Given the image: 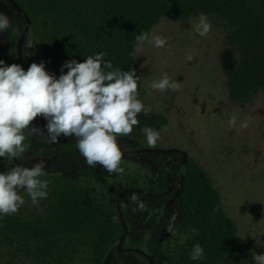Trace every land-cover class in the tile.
I'll list each match as a JSON object with an SVG mask.
<instances>
[{"label": "trees", "instance_id": "1", "mask_svg": "<svg viewBox=\"0 0 264 264\" xmlns=\"http://www.w3.org/2000/svg\"><path fill=\"white\" fill-rule=\"evenodd\" d=\"M14 1L30 19L36 54L28 67L43 61L57 79L66 61L84 62L98 53H105L111 70L129 71L137 35L150 33L163 17L185 21L204 13L223 21L226 39L237 53L226 73L228 98L244 102L264 89V0ZM137 119L139 125L124 137L140 146L147 144L144 128L159 131L167 123L163 115L152 112H142ZM46 123L42 117L33 121L39 128ZM24 135L27 142L28 130ZM47 182L46 198L33 204L29 196L27 210L23 204L17 213L0 215V264H104L117 250L113 201L95 209L65 177L52 173ZM180 200L190 232L160 249V264H255L254 253L240 245L234 222L219 207V193L210 177L192 159L185 163ZM102 228L108 231L101 232ZM196 244L203 248V256L192 260Z\"/></svg>", "mask_w": 264, "mask_h": 264}, {"label": "rangeland", "instance_id": "2", "mask_svg": "<svg viewBox=\"0 0 264 264\" xmlns=\"http://www.w3.org/2000/svg\"><path fill=\"white\" fill-rule=\"evenodd\" d=\"M201 14L185 21L160 18L150 35L166 38L165 46L145 42L131 69L140 78L139 99L167 119L156 145L187 152L218 191L219 207L234 222L240 245L264 254V89L248 101L228 98L226 73L237 53L219 17L205 14L211 24L206 37L194 31ZM165 73L180 84L178 91L162 93L150 87ZM232 116L236 126L230 128ZM242 122L249 126L240 127ZM132 257L140 259L138 254Z\"/></svg>", "mask_w": 264, "mask_h": 264}, {"label": "clouds", "instance_id": "3", "mask_svg": "<svg viewBox=\"0 0 264 264\" xmlns=\"http://www.w3.org/2000/svg\"><path fill=\"white\" fill-rule=\"evenodd\" d=\"M11 27L10 17L0 12V32ZM193 28L198 35L206 37L211 24L202 13ZM136 42L133 56L142 50L145 42L161 48L167 41L144 32L136 36ZM104 55H89L84 62L66 61L58 79L45 70L43 61L32 63L25 71L19 64L6 65L0 60V158L22 159L27 151L24 131L37 134L46 130L52 143L61 136L76 137V146L88 167L99 166L109 174L123 173L120 166L123 153L117 137L129 136L133 127L139 125L138 114L147 115L152 109L138 99L136 70H111L113 65L104 60ZM187 59L191 60L192 56L188 55ZM65 68L68 69L66 74ZM150 87L162 93L176 92L180 84L165 73ZM37 117L47 121L43 130L33 124ZM228 124L230 128L235 127L236 117L232 116ZM248 126L247 122L240 125L242 128ZM143 132L148 145L155 147L160 133L150 127ZM45 169L46 162L41 160L31 168L17 165L0 172V215L17 213L25 203L18 188L26 190L33 204L47 197L48 182L40 179L47 175ZM166 230L173 232L171 222ZM202 256L203 248L196 244L191 259L199 260ZM253 259L255 264H264V254H254Z\"/></svg>", "mask_w": 264, "mask_h": 264}, {"label": "flooded vegetation", "instance_id": "4", "mask_svg": "<svg viewBox=\"0 0 264 264\" xmlns=\"http://www.w3.org/2000/svg\"><path fill=\"white\" fill-rule=\"evenodd\" d=\"M0 12L10 17L12 25L9 30L0 32V60L6 65L13 63L20 65L22 61L23 69L26 71L29 68L27 63L32 56H35L36 51L28 27L21 42V58H18L17 48L25 25L24 15L8 0H2ZM32 137H34L33 152L24 153L20 160L0 158V172H6L17 165H24L31 158L45 157L47 175L40 177L41 180L47 181V177L52 173L65 177L72 182L75 192L84 194L95 209L104 208L113 201L116 216L114 230L119 235L116 246L119 238L124 235L121 240L122 251L117 249L109 253L104 264H149L147 255L154 264H160V249L163 246H172L181 234L190 232L188 220L180 209L182 190L173 199L180 186L183 189L185 163L186 160L191 159L186 151L185 158L180 152L182 149L177 147L164 148L171 150L166 156L158 151L145 152L140 149L160 147L140 146L120 136L117 140L122 152L138 150L139 152L133 153L132 157L146 158L150 162H138L122 155L120 166L124 172L109 174L99 166H87L76 146L77 138L74 136H61L57 142L52 143L49 142L47 134L31 135L28 132V140L24 142L27 151L30 149ZM164 157L171 158L168 169L163 162ZM126 166L131 168L127 169ZM17 191L24 198V206L27 210L29 204L26 199L29 195L25 189L18 188ZM173 216H175L174 220H172ZM170 222L173 226L172 233L166 230ZM100 231L105 232L108 229L102 228ZM136 254L140 255L139 260L132 257Z\"/></svg>", "mask_w": 264, "mask_h": 264}, {"label": "water", "instance_id": "5", "mask_svg": "<svg viewBox=\"0 0 264 264\" xmlns=\"http://www.w3.org/2000/svg\"><path fill=\"white\" fill-rule=\"evenodd\" d=\"M15 8H17L19 11H21L24 15V18H25V25H24V29L23 31L21 32V35H20V38H19V42H18V58L20 59L21 58V53H20V49H21V42H22V39L23 37L25 36V34L27 33L28 31V27L30 26V19L28 18V16L24 13V11L16 4V2L14 0H8ZM0 5H2V0H0ZM20 65L22 66L23 68V64H22V61H20ZM40 129H44L43 128H40ZM40 134H47L46 130H43L40 132ZM32 135V134H31ZM33 145H34V137H32V140L30 142V149L28 151L25 152V154H31L33 152ZM141 151H145V152H149V151H158L160 153H162L164 156L166 155H169L171 150L170 149H164V148H156V149H151V148H142L140 149ZM139 152L138 150H124L122 153L123 155L129 157V158H132L134 159L135 161H138V162H145V161H148L150 162V160L146 159V158H137V157H132V154L135 153V152ZM183 155V157L185 158L186 157V152L181 150L180 151ZM45 157H37V158H31L28 162H26L24 165H21L23 167H28V168H31L35 163H37L38 161H45ZM171 161V158H163V162L166 166V168L168 169V163ZM167 173H168V170H167ZM182 190V186H180L179 190L176 192L175 196L173 197V199L178 195L180 194ZM172 201V200H171ZM117 209L120 213V216H121V212H120V209H119V206L117 205ZM124 235H122L120 238H119V242L117 244V249L119 251H122V248H121V240H122V237ZM140 251V250H138ZM148 261H149V264H154V262L152 261V259L147 255L146 256Z\"/></svg>", "mask_w": 264, "mask_h": 264}]
</instances>
